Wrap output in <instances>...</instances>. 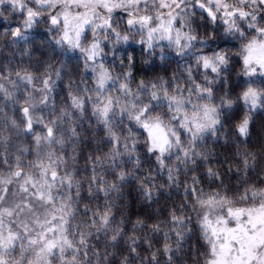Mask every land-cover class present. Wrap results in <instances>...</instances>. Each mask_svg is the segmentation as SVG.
Listing matches in <instances>:
<instances>
[{
  "label": "snow or ice",
  "instance_id": "obj_1",
  "mask_svg": "<svg viewBox=\"0 0 264 264\" xmlns=\"http://www.w3.org/2000/svg\"><path fill=\"white\" fill-rule=\"evenodd\" d=\"M0 264H264V0H0Z\"/></svg>",
  "mask_w": 264,
  "mask_h": 264
},
{
  "label": "trees",
  "instance_id": "obj_2",
  "mask_svg": "<svg viewBox=\"0 0 264 264\" xmlns=\"http://www.w3.org/2000/svg\"><path fill=\"white\" fill-rule=\"evenodd\" d=\"M137 56H139V52H137Z\"/></svg>",
  "mask_w": 264,
  "mask_h": 264
}]
</instances>
